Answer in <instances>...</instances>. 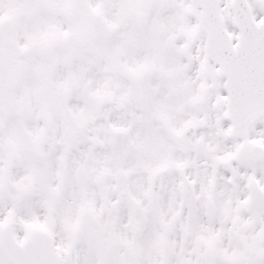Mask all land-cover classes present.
Segmentation results:
<instances>
[{"label":"snow or ice","instance_id":"obj_1","mask_svg":"<svg viewBox=\"0 0 264 264\" xmlns=\"http://www.w3.org/2000/svg\"><path fill=\"white\" fill-rule=\"evenodd\" d=\"M0 264H264V0H0Z\"/></svg>","mask_w":264,"mask_h":264}]
</instances>
